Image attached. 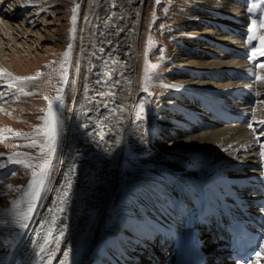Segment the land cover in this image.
<instances>
[{
    "label": "bare ground",
    "instance_id": "6f19581e",
    "mask_svg": "<svg viewBox=\"0 0 264 264\" xmlns=\"http://www.w3.org/2000/svg\"><path fill=\"white\" fill-rule=\"evenodd\" d=\"M13 1L0 0V15H6L9 22L15 19L6 13L19 17L37 2ZM151 1L90 0L81 47L83 73L74 118L71 116L64 172L49 208L40 215L44 220L32 221L36 228L18 253L16 264H113L101 258V252H107L118 264H165L172 239L165 242V255L161 237L174 234L175 241L191 229L189 218H196L203 199L210 195L209 190H197L203 181H209L224 200L230 193L243 197L242 188L256 182L264 189V123H260L264 121V69L260 67L264 56L258 51L260 40L253 43L255 53L247 50L245 42L255 17L249 14L248 5L254 3L255 10L264 13V2L163 0L169 11L167 19L177 24L156 28H161L159 32L169 47L163 56L151 58L158 69L165 64L172 68L163 76L168 85L159 82L158 89L148 87L161 91L151 110L155 118L146 122L147 129L153 131L147 135L148 145L156 151L143 158L140 171L145 175H139L122 196L125 173L121 167L126 152L142 151L138 144L131 145L130 133L146 128L145 124L133 128V112L137 91L145 83L140 81L139 52L145 36L141 31L154 26L146 13L161 15L152 11ZM183 10L188 13L183 15ZM27 19L19 25L23 34L26 22L29 26L34 22ZM8 25L0 21V30H13ZM260 36H264V28H260ZM2 73L5 75L0 79H7V71ZM0 95V99L8 97L6 93ZM166 154L179 163L165 160ZM182 164L188 169H182ZM195 166L204 171L193 169ZM200 172H204L203 177ZM249 178L256 180L243 185ZM230 180L237 186L226 188L224 182ZM261 191H246L244 198L264 200ZM116 201H120L123 218L111 226L107 217ZM19 209L10 208L0 223ZM153 223L158 241L147 240L145 248L135 240L145 239ZM163 229L168 232L163 233ZM210 234L202 231L213 249ZM113 239L115 243H110ZM42 246L48 247L43 253ZM263 257L264 250L262 261Z\"/></svg>",
    "mask_w": 264,
    "mask_h": 264
},
{
    "label": "rangeland",
    "instance_id": "374dc122",
    "mask_svg": "<svg viewBox=\"0 0 264 264\" xmlns=\"http://www.w3.org/2000/svg\"><path fill=\"white\" fill-rule=\"evenodd\" d=\"M35 1L37 2L32 3L28 8L29 10H26L19 17L6 13L10 18L14 17L15 20L12 22L5 18L6 15L4 17L0 15L1 23L4 26L9 24V28H13V30H6L5 27L0 30V34H2L0 35V60H5L3 61L4 66H1L2 63L0 62V67H3V69H0L3 72L7 71V79L6 77L0 79V94L6 93L8 95V97L0 99L2 101V104L0 102V217H6L10 208L20 207L18 213L9 216L7 218L8 221L0 223V264H14L15 256L26 244L36 228L33 224L44 220V215L41 217L40 215L49 208L50 202L54 197L55 187L61 181L65 160L68 155L66 154L67 147L72 134L73 122L71 118H74L75 115L73 112H75L84 66L81 47L84 43L83 27L87 20L90 0ZM167 1L170 2L171 0ZM20 2L22 4L24 1L21 0ZM151 2L153 4L151 7L152 11L161 15L146 13V17L149 16V24L152 22L154 26L145 27L141 31V35L143 36V33H145V36L141 40L139 52L141 60L140 81L145 83L144 88H140V92L137 91L136 99L134 100L137 103V107L133 112V128L142 124H145L146 128L140 131L133 130L130 133L131 139H129V142L131 141V145L138 144L142 151L141 153L133 150L126 152L121 167L122 172L125 173V177L122 180L123 190L122 193L120 192L122 196L130 189V184H134L139 175H145V173L140 171L143 166L142 161L150 153L156 151V149L150 147L152 145H148L147 140L149 139L147 135L148 133H153V131L147 129L148 124L146 122L155 118V114L151 110L157 102L158 96L161 95V91H150L148 87L158 89L160 86V84L158 85L159 82L167 84L164 83L163 76L166 75L168 70H172L169 64H165V67L158 69L151 61V58L156 55L159 57L163 56L169 47L163 40L165 37L159 32L161 28H156L163 24L165 26L170 25L173 22L172 25L175 26L177 22L167 19L169 11L163 0L159 3H157V0H152ZM247 10L250 15L254 14L255 17L248 26L251 31L250 33L248 32L245 39L246 48L249 52L255 53L257 50L254 48L255 44L253 43H256L259 39H253L252 37L254 35L260 36V28L256 27L254 31V26L264 20V13L260 9L255 10L254 3L249 4ZM181 12L183 15L188 13L184 10ZM26 17H28V22L31 20L34 22L31 26L27 25L26 22L23 34L19 25L25 24ZM161 17L163 19H160ZM70 46L71 50L69 52ZM65 53H68V55L66 56ZM1 70L0 72H2ZM8 77H16L18 81L10 82ZM28 77L37 78L26 79ZM145 88H147V91H145ZM21 89L23 91H20ZM58 89L63 91H58ZM57 95L63 96V108L58 113L60 124L58 137L54 144L55 150L49 157V147H41V145L49 144L45 136L47 132L45 119L42 118L47 117L48 100ZM5 103L8 107L5 106ZM56 108L57 105L54 101L53 110L55 111ZM2 112L4 113L3 115ZM33 142L36 143V147H27ZM16 153L22 155L17 157L15 156ZM166 155L165 160L168 162L179 163V159L176 160L172 155H169L170 157L168 154ZM46 158L51 160L47 179H44L38 190L33 189L31 187L32 172H39L40 169L37 165ZM15 159L27 161L33 167L29 168L24 163H16L14 162ZM192 168L201 170L199 166ZM182 169L188 168L183 167L182 164ZM151 170L156 172V168ZM89 172L91 175L93 174L91 169ZM34 191H38V195L35 197L32 195ZM24 202L26 204L21 207L20 205ZM115 203L117 206L114 205L109 209V217H107V221L110 225L112 224L111 226H113L115 221L123 218L120 201ZM29 204L33 205L34 211L30 214L29 220L23 221L20 214L27 211ZM50 211H54V209ZM21 222L27 223L28 226L21 228L19 226ZM118 227H116V230ZM40 239H42V235ZM106 243L103 242V244ZM110 243H113V241H110ZM46 248L48 249V247ZM97 255L98 252H96L95 258Z\"/></svg>",
    "mask_w": 264,
    "mask_h": 264
},
{
    "label": "snow or ice",
    "instance_id": "6c2138e0",
    "mask_svg": "<svg viewBox=\"0 0 264 264\" xmlns=\"http://www.w3.org/2000/svg\"><path fill=\"white\" fill-rule=\"evenodd\" d=\"M262 2H264V0H262ZM157 3H159V0H157ZM249 11H251V9H249ZM256 27L264 28V21H260L258 25L254 26V31H255ZM252 38L260 40L261 48L258 49V51H259L260 55L264 56V36L254 35ZM70 50H71V46L69 47V52H70ZM65 55L67 56L68 53H65ZM260 67L262 69H264V64H261ZM0 75H5V74L0 72ZM36 78L37 77H28L26 79H36ZM8 79L10 80V82H17L18 81V78H16V77H8ZM262 79H264V78H262ZM20 91H23V90L21 89ZM58 91L62 92L63 90L62 89H58ZM145 91H147V88H145ZM26 94L30 95L31 93H26ZM54 101L56 102V105H57V108H56L55 111L53 110V102ZM62 108H63V96L62 95H57L56 97L48 100L47 117L42 118V119H45V127L47 128V132L45 133V136H46L47 140L49 141V144L48 145H41V147L42 148L49 147V152H48V156L49 157H51L52 152L55 150L54 149V144H55V142L57 140V137H58V129H59V124H60V119H59L58 113H59V111ZM260 123H264V121H261ZM37 131H39V130H37ZM17 135H23V134H17ZM36 146L37 145H36L35 142H33L30 145H27V147H36ZM20 155H22V154H20V153H16L15 154V156H17V157L20 156ZM41 155H43V153H41ZM10 159H12V158L10 157ZM14 162H16V163H24L29 168L33 167V165L32 164H28L27 161L15 159ZM50 164H51L50 158H46L39 165H37V167L40 169V171L39 172H37V171H33L32 172L31 187L33 189H37L38 190L39 187L43 184L44 177L48 174V169H49ZM32 195L34 197L37 196L38 195V191H34L32 193ZM33 211H34L33 205L29 204V206L27 208V211L20 214L21 217H22V220L23 221L29 220L30 214ZM61 211H62V209H61ZM19 226L21 228H26L28 225H27V223L21 222ZM48 236L49 237L52 236L51 231H49ZM48 243H49V239L46 238L45 245H47ZM46 250H47L46 246L40 247V252L41 253L45 252ZM64 256H65V260H67L68 253L67 252L64 253ZM260 256H261V252L258 251L256 253V258L259 259Z\"/></svg>",
    "mask_w": 264,
    "mask_h": 264
}]
</instances>
